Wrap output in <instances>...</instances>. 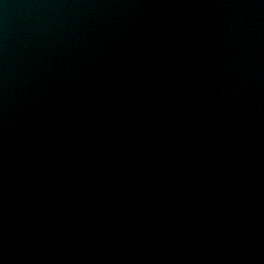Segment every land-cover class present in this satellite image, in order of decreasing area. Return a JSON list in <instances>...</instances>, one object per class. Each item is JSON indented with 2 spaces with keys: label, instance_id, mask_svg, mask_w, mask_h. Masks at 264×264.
Segmentation results:
<instances>
[{
  "label": "water",
  "instance_id": "water-1",
  "mask_svg": "<svg viewBox=\"0 0 264 264\" xmlns=\"http://www.w3.org/2000/svg\"><path fill=\"white\" fill-rule=\"evenodd\" d=\"M264 153V0H0V264H130Z\"/></svg>",
  "mask_w": 264,
  "mask_h": 264
}]
</instances>
